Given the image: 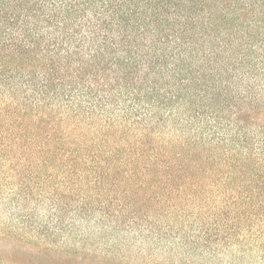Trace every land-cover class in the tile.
Returning a JSON list of instances; mask_svg holds the SVG:
<instances>
[{
	"label": "trees",
	"instance_id": "trees-1",
	"mask_svg": "<svg viewBox=\"0 0 264 264\" xmlns=\"http://www.w3.org/2000/svg\"><path fill=\"white\" fill-rule=\"evenodd\" d=\"M0 264H264V0H0Z\"/></svg>",
	"mask_w": 264,
	"mask_h": 264
}]
</instances>
